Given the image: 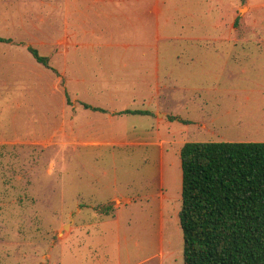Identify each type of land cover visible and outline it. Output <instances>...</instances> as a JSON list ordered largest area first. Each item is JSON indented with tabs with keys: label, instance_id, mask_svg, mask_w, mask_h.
Instances as JSON below:
<instances>
[{
	"label": "rangeland",
	"instance_id": "1",
	"mask_svg": "<svg viewBox=\"0 0 264 264\" xmlns=\"http://www.w3.org/2000/svg\"><path fill=\"white\" fill-rule=\"evenodd\" d=\"M211 1L209 5L204 0H116L122 9L132 8L137 13L131 29L112 31L114 42L125 45L147 40L145 51L160 56V65L165 55L175 63L182 27L187 25L188 37L194 36L189 25L217 22V36H229L225 23H229L232 6L242 9L234 18L247 21L249 27L240 29L238 36L259 42L246 47L247 54L237 64L241 65L233 70V82L249 91L242 96L243 102L251 97V102L257 100L260 106L251 108L240 131L233 124L231 132L220 137L193 128L185 143H264V43H260L264 41V0ZM67 6L72 7L73 0H0V38L32 42V48L48 59L58 47L39 43L65 36ZM210 7L212 13H206ZM146 8L148 29L143 22ZM110 33L91 36V40L108 42ZM83 53L136 51L99 46ZM26 57L30 54L25 45L0 43V264H169V253L179 249L183 254L178 216L182 207V139L170 136L162 147L150 145L149 149L86 147L81 143L86 137L76 126L75 142L66 145L65 121L60 115L61 101L66 100L62 93H54L50 81L41 83L28 67L20 69L18 64ZM4 63L12 67L4 70ZM230 100L238 103L237 95ZM151 110L155 112L154 107ZM156 118L149 119V127L153 125L155 131ZM125 119L116 135L124 136L129 132L126 129L139 123L137 117ZM53 137L55 144L48 147L46 142ZM151 142L158 140L154 137ZM163 205L169 222L161 250ZM170 240L173 248L168 250ZM181 260L183 264L182 255Z\"/></svg>",
	"mask_w": 264,
	"mask_h": 264
},
{
	"label": "crops",
	"instance_id": "2",
	"mask_svg": "<svg viewBox=\"0 0 264 264\" xmlns=\"http://www.w3.org/2000/svg\"><path fill=\"white\" fill-rule=\"evenodd\" d=\"M204 1L206 4H212L211 0ZM115 2L116 0H73V6L66 7L65 36L55 42L39 43L45 47L47 45L58 47L49 55L48 66L39 63L30 53L29 47L34 46L32 42L26 44L8 39L9 42L2 43L15 47L25 45L30 57L24 58L18 64L20 69L28 67L30 73L39 78L41 83L42 80L45 82L48 80L54 93L63 94L66 101H61L60 115L65 121L64 136L68 140L66 145L75 142L76 126L86 137L81 142L86 147L108 145L148 149L150 145L162 147L164 139L167 141L170 136L172 140L182 139L185 143L193 134L191 133L193 128L197 131L218 134L220 137H223L221 133L231 132L233 124L237 130H242L246 121L244 118L250 115L251 108L260 106L257 100L251 102V97H246V102H243L242 96L249 91L233 82L235 77L233 70L241 65L237 64L242 63L241 59L247 54L246 47L259 42L241 36L242 34L238 36L240 29L249 27L247 21L238 22V19L234 18V13L236 11L241 13L242 9L239 10L236 5L232 6L229 23H225L229 36H217L220 29L217 22L205 21L201 24L189 25V29L194 30V36L188 37L187 25L182 27L177 40V61L173 63L172 57L165 55L162 56L164 64L160 65V56L155 57L145 51L149 48L147 40L125 45L114 42L112 31L131 29L130 23L137 13L132 8L122 9V6L116 5ZM256 7L259 9L258 5L254 7L247 5L251 10ZM212 11L210 7L206 13L210 14ZM144 14L145 20L143 18L140 20L145 22V29H148L147 8ZM108 31L111 32V39L108 42H102L101 38L97 41L91 40V36L104 37ZM99 46L124 47L126 50L134 48L136 53L94 56L83 53ZM1 67L9 70L12 64L4 63ZM196 79L199 81H195ZM234 95H237L236 104L230 100ZM47 106L51 108L50 105ZM162 106L167 111L161 112ZM153 107L155 112L151 110ZM127 111L137 114H129L126 113ZM155 115L158 116L155 121L156 131L153 125L149 127V119H153ZM127 117H137L139 123L126 129L129 132L124 136L120 133L116 135L117 129L127 122L125 121ZM172 117L177 120H171ZM164 129L166 133H163ZM129 136L131 141H128ZM154 137L157 138L158 143L151 142ZM53 139L54 137L46 142L48 147L55 144ZM166 200L163 196V201ZM128 203H132V200H128ZM165 208V205L161 208L163 209L161 250L165 248L166 238L163 234L167 231L166 225L169 222L166 220ZM172 208L168 211H172ZM173 227L175 229V225ZM71 229L73 230L72 226ZM172 246L173 240L168 241V250L172 249ZM169 255V264H181V255L184 264V255L179 249L178 252L172 251Z\"/></svg>",
	"mask_w": 264,
	"mask_h": 264
},
{
	"label": "trees",
	"instance_id": "3",
	"mask_svg": "<svg viewBox=\"0 0 264 264\" xmlns=\"http://www.w3.org/2000/svg\"><path fill=\"white\" fill-rule=\"evenodd\" d=\"M180 159L184 264H264V143H186Z\"/></svg>",
	"mask_w": 264,
	"mask_h": 264
}]
</instances>
